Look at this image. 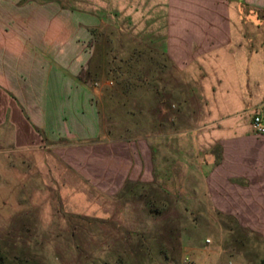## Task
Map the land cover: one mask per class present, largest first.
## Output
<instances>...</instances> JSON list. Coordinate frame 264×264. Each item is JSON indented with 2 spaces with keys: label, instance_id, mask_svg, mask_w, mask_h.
<instances>
[{
  "label": "crops",
  "instance_id": "crops-1",
  "mask_svg": "<svg viewBox=\"0 0 264 264\" xmlns=\"http://www.w3.org/2000/svg\"><path fill=\"white\" fill-rule=\"evenodd\" d=\"M71 1L0 0V146L45 153L85 141L88 156L71 148L69 162L106 193L127 182L159 191L178 178L193 192L200 176L215 207L243 225L251 210L262 218L264 136L252 119L263 115L264 0ZM98 42L162 50L153 79L169 87L152 92L150 134L118 136L101 122L102 95L83 76Z\"/></svg>",
  "mask_w": 264,
  "mask_h": 264
},
{
  "label": "rangeland",
  "instance_id": "rangeland-1",
  "mask_svg": "<svg viewBox=\"0 0 264 264\" xmlns=\"http://www.w3.org/2000/svg\"><path fill=\"white\" fill-rule=\"evenodd\" d=\"M113 34L118 43L121 35ZM259 35L264 41L263 26ZM107 47L98 42L83 74L94 77L102 95L101 122L118 136L150 134L157 101L152 92L169 87L153 79L152 61L162 50ZM176 85L170 88L183 87ZM169 99L177 106L183 98ZM257 110L264 115V105ZM68 143L45 153L0 146V264H264V215L251 210L250 224L239 223L213 205L200 176L191 178L193 192L178 178L180 184L159 191L127 182L106 193L69 162L71 148L88 156V142Z\"/></svg>",
  "mask_w": 264,
  "mask_h": 264
},
{
  "label": "built area",
  "instance_id": "built-area-1",
  "mask_svg": "<svg viewBox=\"0 0 264 264\" xmlns=\"http://www.w3.org/2000/svg\"><path fill=\"white\" fill-rule=\"evenodd\" d=\"M252 124L255 132L258 135L264 136V116L255 114L252 119Z\"/></svg>",
  "mask_w": 264,
  "mask_h": 264
},
{
  "label": "trees",
  "instance_id": "trees-1",
  "mask_svg": "<svg viewBox=\"0 0 264 264\" xmlns=\"http://www.w3.org/2000/svg\"><path fill=\"white\" fill-rule=\"evenodd\" d=\"M150 49V48H149Z\"/></svg>",
  "mask_w": 264,
  "mask_h": 264
}]
</instances>
